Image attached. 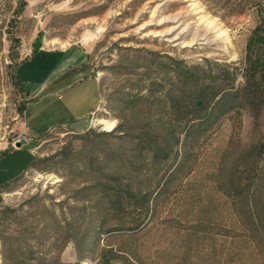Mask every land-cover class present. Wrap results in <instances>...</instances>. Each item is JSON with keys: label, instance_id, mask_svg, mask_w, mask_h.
<instances>
[{"label": "rangeland", "instance_id": "obj_1", "mask_svg": "<svg viewBox=\"0 0 264 264\" xmlns=\"http://www.w3.org/2000/svg\"><path fill=\"white\" fill-rule=\"evenodd\" d=\"M183 74L227 108L174 172L136 138ZM0 143V184L36 161L0 191V264H264V0H0Z\"/></svg>", "mask_w": 264, "mask_h": 264}, {"label": "trees", "instance_id": "obj_2", "mask_svg": "<svg viewBox=\"0 0 264 264\" xmlns=\"http://www.w3.org/2000/svg\"><path fill=\"white\" fill-rule=\"evenodd\" d=\"M16 75L18 77V71ZM18 83L21 84L19 79ZM249 84L252 85L251 91H253L255 99L254 97L251 98L250 94H248L250 90L249 87H251L249 86L247 88V85ZM175 88L178 90L176 92L177 94L174 95L169 92V95L167 96V122L161 124L152 132H146L144 136L136 138V150H138V152L144 150L152 164H157L164 161L169 162L171 167L174 169V172L178 168L176 163L178 162L179 152L177 149L175 151V147L177 148L180 145L179 137H176L178 132L183 131L185 133L186 131H191L194 127L199 130L205 129L219 116L220 112H223L227 108L225 106L218 107V104L223 98L220 97V101L218 100V103L214 102V100L218 98V93H214L208 86L197 87V81L191 74L181 75L173 89ZM230 93L233 94H228V96L231 95L236 98L240 97L244 99L247 102L249 108L252 109L254 107L255 100L258 98V94H260V90L258 83H251L248 81L244 88ZM216 105L218 107L216 111L217 113L214 115L208 114L207 112L210 106L214 107ZM119 129H121V127H118V130ZM35 164L36 161L34 160L30 167L34 166ZM9 185L10 184H7L4 188H2V190L8 188ZM120 191L121 190L119 189L115 190V198L113 197L111 201V204L114 207L121 206L125 198H128V201L139 204V208L141 209L145 208L148 204V198L146 195H132L131 193L124 191L125 193L123 195H125V197H122V193ZM249 203L251 202L249 201ZM254 218L261 225V229L264 234V222L260 215L256 214V217ZM30 259L33 260L32 258ZM36 264H39V262Z\"/></svg>", "mask_w": 264, "mask_h": 264}, {"label": "crops", "instance_id": "obj_3", "mask_svg": "<svg viewBox=\"0 0 264 264\" xmlns=\"http://www.w3.org/2000/svg\"><path fill=\"white\" fill-rule=\"evenodd\" d=\"M83 51V50H82ZM83 55L86 57L87 55H86V52L85 51H83ZM86 59H87V57H86ZM83 69H86V70H88V72H87V74H85L84 75V78L83 79H86V81L88 82H95L96 84H97V87H98V89L100 90V87H99V83L95 80V79H93V78H91V76H90V70H89V67H88V65L86 64V60H85V62L83 63V67H82ZM98 107V106H97ZM94 110H92V111H90L89 113L91 114L92 112H93ZM71 130V129H70ZM17 149V148H16ZM13 150H15V149H13ZM13 150H8L7 149V145H6V143H0V158H1V155L2 154H4V153H6V152H11V151H13ZM35 150V149H34ZM34 150H32V152L34 151ZM34 160H35V155H34V152H33V160L31 161V163L27 166V167H24V169L19 173V175L18 176H16L13 180H11V181H9V182H4V183H1L0 184V191L2 190V188H4L7 184H9V183H11V182H13L16 178H18L20 175H22L29 167H30V165L34 162Z\"/></svg>", "mask_w": 264, "mask_h": 264}, {"label": "built area", "instance_id": "obj_4", "mask_svg": "<svg viewBox=\"0 0 264 264\" xmlns=\"http://www.w3.org/2000/svg\"><path fill=\"white\" fill-rule=\"evenodd\" d=\"M27 139L25 137L19 136L15 141L12 143V147L15 148L17 144L23 145L24 143H27Z\"/></svg>", "mask_w": 264, "mask_h": 264}, {"label": "water", "instance_id": "obj_5", "mask_svg": "<svg viewBox=\"0 0 264 264\" xmlns=\"http://www.w3.org/2000/svg\"><path fill=\"white\" fill-rule=\"evenodd\" d=\"M21 147V144H17L16 148L19 149Z\"/></svg>", "mask_w": 264, "mask_h": 264}, {"label": "bare ground", "instance_id": "obj_6", "mask_svg": "<svg viewBox=\"0 0 264 264\" xmlns=\"http://www.w3.org/2000/svg\"><path fill=\"white\" fill-rule=\"evenodd\" d=\"M100 122V121H99ZM109 127V126H108Z\"/></svg>", "mask_w": 264, "mask_h": 264}]
</instances>
